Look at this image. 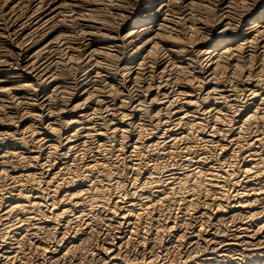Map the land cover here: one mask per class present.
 I'll return each instance as SVG.
<instances>
[{
  "label": "bare ground",
  "instance_id": "bare-ground-1",
  "mask_svg": "<svg viewBox=\"0 0 264 264\" xmlns=\"http://www.w3.org/2000/svg\"><path fill=\"white\" fill-rule=\"evenodd\" d=\"M102 212L98 264H264V0H0V264ZM140 225L204 247L129 262Z\"/></svg>",
  "mask_w": 264,
  "mask_h": 264
},
{
  "label": "rangeland",
  "instance_id": "rangeland-1",
  "mask_svg": "<svg viewBox=\"0 0 264 264\" xmlns=\"http://www.w3.org/2000/svg\"><path fill=\"white\" fill-rule=\"evenodd\" d=\"M209 147H210V148H209ZM198 148H199L198 151H202V150H203V151L205 152V151L208 150L206 153H207V154L212 153V154H210L211 157H212V156H213V157H216L217 152H219L218 149H217V152H216V150H215L212 146H208L207 148H204V147L202 148V146L199 145ZM200 148H201V149H200ZM211 148H212V149H211ZM213 150H214V151H213ZM211 151H212V152H211ZM213 154H214L215 156H214ZM220 155H221V154H220ZM220 155H219V156H220ZM183 157H184V155H181V158H180L179 156H177L176 159L178 158V160L180 161V160L183 159ZM180 162H182V161H180ZM214 210H215V209H214ZM104 213H105V214H104ZM237 213H238V214H234V213H232V214H234L233 216H231L232 214H230L229 216H226V217H222V218H220V220L222 221V224H221V221L216 222V220H215V221H214V220H210L208 223H211V224L214 223L213 225H211V227H213L214 230H215V229L217 230V231H216L217 235L221 233V234L218 235V236H223V237H224V236H227V235H229V234H230V236H231L232 233L234 232V229H233L234 226L236 227V225H234V223H237V222L240 220L239 218L241 217L242 214L245 216V213H244V212H243V213L240 212V214H239V212H237ZM103 214H104V216H103ZM108 214H109V213H107V212H102V213H99V214H98L99 216H97V217H98V219L102 218V219H100L102 222H100V220H98L97 217H96V218H95V223L92 222L94 225L91 223L92 226L95 227V228H94L95 230H94L93 228H92L93 230L90 229L89 234L84 233V232L88 229V227H86V230L83 229L84 231L80 228L82 231L79 229V233H80V234L78 233V237H75V238H73V239H70V238H69L68 240H66V239L63 240V241H64V242H63V246H64V248L68 246L69 249H70V248L72 249V250L70 249V250H69L70 253L68 252V254H67V259H66V260H67V262H69L68 264H83V260H84L85 258H86V259L90 258V259H88V260H86V259L84 260V261L86 262V264H87V263H90V261L92 262V264H96V261H97V260H98V261H97V264H98V263H101V262H99V260H102L103 257L105 256V254L102 252V249H103V247H105L106 245H107V246L110 245V242H112V239H111L112 236H111V235H113L114 232L117 230V227H116L115 223L113 222L114 220L108 219V217H109ZM180 214H181V213H180ZM180 214H179V215H180ZM100 215H101L102 217H101ZM105 215H106L107 217H106ZM109 215L111 216V214H109ZM235 215H237V216H235ZM243 215H242V217H244ZM156 216H157L156 213L152 215V217H153V219H152V224H153V225H156L157 223H159V222L157 221V219H158L157 217H158V216H157V217H156ZM104 217H105L106 219H103ZM181 217H183V216H181ZM230 217H231L232 219L235 218V221H232V219H231ZM236 217H239V218L236 219ZM242 217H241V218H242ZM229 218H230V219H229ZM223 219H224V220H223ZM225 219H226L227 221L229 220L230 222H232V223H230V222L228 221L229 224H228L227 227H226L227 222H226ZM110 220H111V221H110ZM153 220H154V221H153ZM105 221H106L107 223H106ZM163 221H164V220H162V223H163ZM96 222H97V223H96ZM103 222H104V223H103ZM110 222H111V223H110ZM112 222H113V223H112ZM215 222H216V223H215ZM225 222H226V223H225ZM100 223H101V224H100ZM208 223H207V224H208ZM217 223H220V224H221V225H220L221 227H220ZM223 223H225V224L223 225ZM109 224H111V225H110L111 227L109 226ZM150 224H151V223H150ZM152 224H151V225H152ZM103 225H105V227H103ZM215 225H216V227H215ZM217 226H218V227H217ZM232 226H233V227H232ZM228 227H229V228H228ZM230 227H232V228H230ZM114 228H115V229H114ZM181 228H182L181 230H183V231H181V230H178V231H177V230H176V231H173V232H169V234H167L168 232L165 233V234H163L162 232H156V231H155V228L151 229L152 231H151V230L149 231V228H146V227H144L143 225H142V226L140 225V230H144V231H145V230L147 229L146 231H148V233H147V232L145 233V234H146V237H145V235L143 236V235H141V233L139 232V235H137L139 238H136V237H135V238H134V237L131 238V240H133V241H130V242H132L133 244H132V243L130 244V242H127V248H126V247L123 248V253H126V255H124V257H126L125 260H128L129 262H131L130 260H132V259L135 257V255H139V254H141V251H142L141 249H142V247H140V245H139L138 248H137V245H138L139 241H145V242H147V244L150 246V244L152 243V241L155 239V240H154L155 242H154L153 244H155L156 246L154 245V249H155V250L153 249L152 253H153L154 256L157 255L158 258H160V257L164 258L166 255L171 256L173 253H174V254L177 253L176 255H178V254L185 255L186 252H190V251H187V250H191V251H192V250H195V249H197V248H198V250H199V249H200V246H202L201 248L204 247V244H201V245H199L198 247H197V245H196V247H197V248H196V247H195V244H193V243L191 244V243H190L191 241L193 242V240H192V238H191V235H190V232H192L193 229L191 230V228H189L190 230H189V229H188V230H187V229L185 230V227H181ZM213 228H212V229H213ZM220 228H221V229H220ZM226 228H227V229H226ZM96 229H97V230H96ZM105 229H106V230H105ZM112 229H113V230H112ZM222 229H223V230H222ZM100 230H101V231H100ZM153 230H154V231H153ZM218 230H219V231H218ZM231 230H232L233 232H231ZM96 231H97V232H96ZM98 231H100L99 234H98ZM102 231H104V232L106 231L105 233H107V234H108V233H109V234L111 233V234H110V235H109V234H108V235L105 234V236H104V232H102ZM113 231H114V232H113ZM184 231H185V232H184ZM187 231H189V232H187ZM225 231H226V232H225ZM153 232H154V233H153ZM176 232H177V233H178V232H179V233H180V232H181V233L184 232V233H185V236H186L187 238L184 236V237H183V240H182V238H181L180 240H176L177 238H176L175 236L172 235V233L174 234V233H176ZM186 232H187L188 234H187ZM222 232H223V233H222ZM93 233H94V234H93ZM100 233H101L102 236L100 235ZM102 233H103V234H102ZM137 233H138V232H137ZM150 233H151L152 235H151ZM160 233H161V234H160ZM170 233H171V234H170ZM226 233H227V234H226ZM55 234H56V232H55L54 234H52V235H55ZM73 234H74V233H73ZM83 234H84V235H83ZM142 234H144V233H142ZM162 234H163L164 236H162ZM81 235H82V236H81ZM89 235H90V236H89ZM95 235H96V236H95ZM155 235H156V236H155ZM188 235H189V236H188ZM83 236H85V237H83ZM91 236H92V238H91ZM109 236H110V237H109ZM159 236H160V237L162 236L163 238H162V237H161V238H162L163 240H161V238H160ZM166 236H167V237H166ZM230 236H228V237H230ZM81 237H82V238H81ZM89 237H90V238H89ZM95 237H96V238H95ZM98 237H99V238H98ZM102 237L104 238V240H103ZM151 237H153V238L151 239ZM164 237H165L167 240H166ZM170 237H171V238H170ZM174 237H175V238H174ZM79 238L82 239L81 242L79 241V240H80ZM83 238H84V239H87V241H86V240L84 241ZM105 238H106V239H105ZM109 238H110V239H109ZM143 238H144V239H143ZM184 238H185V239H184ZM135 239H136V240H139V241H136V242H135ZM146 239H147V240H146ZM169 239H170V240H169ZM173 239H174V240H173ZM89 240H90V242H89ZM91 240H92V241H91ZM93 240L95 241V243H94ZM102 240H103V241H102ZM109 240H110V242H109ZM150 240H152V241L150 242ZM159 240H161L162 243H161ZM175 240H176V241H175ZM187 240H188V241H187ZM262 240H264L263 237H262ZM69 241H70V242H69ZM75 241H76V243H75ZM106 241H107L108 243H107ZM156 241H157V242H156ZM189 241H190V242H189ZM68 242H69V243H68ZM72 242H73V243H72ZM77 242H80V243H77ZM82 242H83V243H82ZM88 242H89V244H88ZM159 242H160V243H159ZM175 242H176V244H175L176 246L174 245ZM177 242L179 243L178 246H177ZM70 243H71V244H70ZM92 243H93V245H92ZM157 243H158V244H157ZM163 243H164V244H163ZM168 243H170V244H168ZM172 243H173V244H172ZM180 243H181V244H180ZM186 243H187L188 245H187ZM76 244H77V245H76ZM78 244H79V245H78ZM82 244H85V245L82 246ZM87 244H88V245H87ZM101 244H102V247H101ZM108 244H109V245H108ZM153 244H152V245H153ZM161 244H162V245H161ZM171 244H172V245H171ZM26 245L28 246V248H27V246H25L26 249L24 248V249L22 250V252H20V256H19V257H21V258H20V259L18 258V261L20 260V262H21L22 264H24V263L27 264V262H28V264H29V262L32 263V264H35V262H33V260L36 261L34 258H36V259H37V258H40L42 255L39 256L41 253L39 254L38 249H35V247H34L33 245H31V244H29V243H27ZM65 245H66V246H65ZM95 245H96V246H95ZM98 245H99V246H98ZM133 245H134V246H133ZM157 245H158V246H157ZM167 245H168V246H167ZM181 245H182V246H181ZM72 246H74L75 248H76L77 246H78V247L75 249V248L72 247ZM90 246H91V247H90ZM107 246H106V247H107ZM128 246H129V247H128ZM131 246H133L135 250H134L133 247H131ZM163 246H165V247H163ZM170 246H172V248H170ZM179 246H181V248H180ZM192 246H193V247H192ZM81 247H82V248H81ZM88 247H89V248H88ZM92 247H94V248H92ZM99 247H100V248H99ZM162 247H163L164 249H163ZM167 247H169L170 250H168ZM173 247H174V248H173ZM178 247H179V248H178ZM186 247H187V248H186ZM190 247H191V248H190ZM30 248H31L32 250H30ZM33 248H34V249H33ZM80 248H81V249H80ZM90 248H91V249H90ZM101 248H102V249H101ZM158 248H159V251H160L161 253L158 252ZM176 248H177V249H176ZM183 248H186V249H183ZM189 248H190V249H189ZM193 248H194V249H193ZM62 249H63V248H62ZM77 249H78V250H77ZM87 249H88L89 252L92 251L91 254L87 251ZM95 249H96V250H95ZM99 249H100V251H99ZM160 249H161V250H160ZM162 249H163V250H162ZM171 249H173V250H172V253H171ZM181 249H182V250H181ZM25 250H26V252H25ZM79 250H81V251H79ZM93 250H95V251H93ZM126 250H127V251H126ZM174 250H175V251H174ZM178 250H179V251H178ZM34 251H36V252H34ZM72 251L75 252V253L78 254V255H73L74 253H73ZM76 251H78V252H76ZM83 251H84V252H83ZM85 251H87V252L85 253ZM124 251H125V252H124ZM128 251H129V252H128ZM130 251H132L133 253H134V251H135V253L133 254V253L130 252ZM154 251H155V252H154ZM156 251H157V252H156ZM164 251H165V252H164ZM166 251H168V252H166ZM176 251H177V252H176ZM30 252H31L32 254H31ZM79 252H80L81 254H80ZM93 252H94L95 254H94ZM96 252H97V253L99 252V253L97 254L98 256L96 255ZM101 252H102V253H101ZM175 252H176V253H175ZM179 252H180V253H179ZM24 253H25L26 256L24 255ZM71 253H72V254H71ZM87 253H88V254H87ZM92 253H93V255H92ZM129 253H130V254H129ZM137 253H138V254H137ZM27 254H28V255H27ZM33 254H34V256H33ZM69 254H70V255H69ZM86 254H87V255H86ZM101 254H102V255H101ZM150 254H151V253H150ZM150 254H149V256H150ZM159 254H160V255H159ZM79 255H80V256H79ZM81 255H82V256H81ZM90 255H91L92 257H91ZM127 255H128L129 257H128ZM132 255H133L134 257H133ZM153 255H152V257H153ZM35 256H36V257H35ZM57 256H58V255H57ZM76 256H78L79 259H78V257H76ZM89 256H90V257H89ZM93 256H94V258H93ZM96 256H97L98 258H97ZM141 256H142V255H141ZM33 257H34V258H33ZM70 257H71V258H70ZM75 257H76L77 259H76ZM80 257H81V258H80ZM74 258H75V259H74ZM127 258H128V259H127ZM130 258H132V259H130ZM141 258H142V257H140V259H141ZM26 259H27V260H26ZM91 259H92V260H91ZM95 259H97V260H95ZM129 259H130V260H129ZM21 260H22L24 263H23ZM30 260H31V261H30ZM68 260H69V261H68ZM76 261H78V262H76ZM79 261H80V263H79ZM94 261H95V262H94ZM20 262H18V263L20 264ZM70 262H71V263H70ZM85 262H84V263H85ZM103 262H104V261H103ZM18 263H17V264H18ZM51 264H52V263H51ZM53 264H54V263H53Z\"/></svg>",
  "mask_w": 264,
  "mask_h": 264
}]
</instances>
